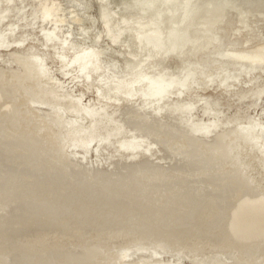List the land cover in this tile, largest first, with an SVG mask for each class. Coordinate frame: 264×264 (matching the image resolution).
<instances>
[{
    "label": "rangeland",
    "instance_id": "1",
    "mask_svg": "<svg viewBox=\"0 0 264 264\" xmlns=\"http://www.w3.org/2000/svg\"><path fill=\"white\" fill-rule=\"evenodd\" d=\"M190 2L215 49L165 58L168 87L149 93L161 59L130 32L153 21L144 0H0V264H264V68L220 57L264 47V0Z\"/></svg>",
    "mask_w": 264,
    "mask_h": 264
},
{
    "label": "bare ground",
    "instance_id": "2",
    "mask_svg": "<svg viewBox=\"0 0 264 264\" xmlns=\"http://www.w3.org/2000/svg\"><path fill=\"white\" fill-rule=\"evenodd\" d=\"M192 0H144V4H146V7L143 9H147L148 11L146 14H151L153 16V21L151 22H142V23H133L135 24L133 27H131L130 32L133 33L134 39L133 42L136 43V48H138V51L146 52L147 57L151 52L155 53L156 60L160 58L161 60L158 61L156 67L153 69H150L151 75H153L152 79L149 81L147 85V91L153 92L154 90L162 93L168 85L163 83V73L164 71H160L162 69V61L165 58L172 59L173 56H176V59L180 61L181 65H185L190 58L193 56L204 54L205 51H208L210 49H215V46L213 45V29L208 30L204 29L199 31L190 20L189 11L191 8H193L191 5ZM196 1V0H195ZM203 1V0H202ZM194 2V1H193ZM199 2V1H198ZM196 3V2H195ZM201 3V2H200ZM197 4V3H196ZM194 5V4H193ZM200 5V4H199ZM198 5V6H199ZM42 7V6H41ZM40 7V8H41ZM53 7V6H52ZM52 7L50 8H44L43 9V17L48 18L50 17V11L52 10ZM198 8V7H197ZM196 8V9H197ZM200 8V6H199ZM141 9V8H140ZM190 9V10H189ZM194 9V8H193ZM189 10V11H188ZM195 10V9H194ZM191 12V11H190ZM195 12V11H194ZM193 12V13H194ZM219 13V12H218ZM191 15V14H190ZM213 15V14H211ZM193 16V15H192ZM218 25H221L220 23H216L215 27ZM188 31H191L188 33ZM132 39V38H131ZM221 43V42H220ZM222 45V44H221ZM92 54L90 52H82L81 54H78L75 59L78 60V62L82 65L83 63L90 64L92 60ZM143 57V59L145 58ZM220 57L227 59V60H234L238 61L237 63L234 62V64H239L241 66L248 65L255 69L257 67L259 70H262L264 67L262 66L264 64V47L259 48L258 50L255 49H247L243 50L241 52L235 53L232 51L224 52L220 55ZM260 57V58H259ZM174 59V58H173ZM140 69L138 71L142 72ZM180 70V69H178ZM163 72V73H161ZM127 75V74H126ZM129 79L126 81L129 85L132 83H138L139 78L133 77L139 76L142 77V75H139V72L135 75H128ZM223 80V79H222ZM129 85L126 86V88H129ZM126 88L123 92L122 96L126 94ZM262 92H256L255 95L258 97L261 96ZM254 93V92H253ZM200 101V100H199ZM98 119H94L93 129L92 131H100L104 133V130L102 131L98 128ZM112 126V125H111ZM108 131L104 133L105 138H110L111 136L114 137L116 133V128L114 125L112 127H107ZM239 129H249L251 131L254 130V126H244L242 128L238 127ZM256 133V131H253ZM34 134H27L25 137L26 139H32ZM226 136V135H224ZM231 136V135H229ZM228 135L226 137H229ZM45 136H41L40 139H43ZM99 138V137H97ZM223 138V137H222ZM87 142H83L80 146L84 147ZM222 144V143H221ZM223 146V144H222ZM259 147V146H257ZM212 152L206 151V156L208 155V158H213L212 156L214 154H211ZM246 164H251V166H255L256 163L253 162L252 158H249L246 161ZM60 165H63L61 163ZM258 172L259 175L261 174L264 177V167L258 166ZM260 175V178H261ZM264 179V178H263ZM263 181V180H262ZM27 183L32 185V190L35 193L38 192H45L46 197H51L52 199L63 200L66 199L68 203L69 201H73L75 199L79 198H86L87 192L86 190H77L73 186H60L57 190H52V188L47 184H37L35 181L26 180ZM124 187V186H122ZM64 197L63 199H61ZM114 203L107 201V203H103L101 207L99 206L96 210H102L106 214H110L111 207ZM105 208V209H104ZM195 211V210H193ZM97 211H89V215H84L82 220H86L87 226L90 220V215H94ZM148 210L143 211V214L145 215H151V213H148ZM103 213V214H105ZM149 216V217H150ZM63 219H69L71 218H63ZM89 219V220H87ZM96 219V218H95ZM153 219H155L153 217ZM92 220V219H91ZM93 221V220H92ZM91 221V222H92ZM92 224V223H91ZM166 225H170L167 222H165ZM40 226H47L45 224V221L41 220V223H39ZM166 225H163L164 227ZM30 227V226H29ZM26 229V227H24ZM14 229V228H12ZM14 230H20V229H14ZM22 230V229H21ZM71 231L74 232H83V233H91L90 230H67L65 234L70 233ZM104 231V230H103ZM64 233V232H63ZM93 233V232H92ZM82 239L81 242L76 239V246H96L99 248V242L90 240ZM79 242V243H78ZM150 243V242H149ZM135 243H130L124 247H128L130 245H133ZM137 244V243H136ZM142 244V243H140ZM151 244V243H150ZM145 245V244H143ZM156 247H159L158 245H154ZM109 248V247H107ZM161 248V247H159ZM112 249V248H110ZM161 249L166 250V248L162 247ZM170 250V249H169ZM168 252H179L178 250H170ZM4 254L2 250H0V257ZM29 259V258H28ZM33 263L39 264L40 262H46L44 260H37L34 259L32 261ZM14 261H11L9 264H13ZM14 264H17L14 263ZM57 264V263H56ZM63 264H66V262H63Z\"/></svg>",
    "mask_w": 264,
    "mask_h": 264
}]
</instances>
